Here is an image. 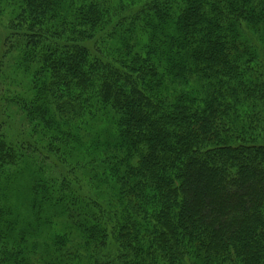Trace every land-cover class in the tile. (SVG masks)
Instances as JSON below:
<instances>
[{"label": "trees", "instance_id": "trees-1", "mask_svg": "<svg viewBox=\"0 0 264 264\" xmlns=\"http://www.w3.org/2000/svg\"><path fill=\"white\" fill-rule=\"evenodd\" d=\"M0 3L36 136L0 131V264H264V0Z\"/></svg>", "mask_w": 264, "mask_h": 264}, {"label": "rangeland", "instance_id": "rangeland-1", "mask_svg": "<svg viewBox=\"0 0 264 264\" xmlns=\"http://www.w3.org/2000/svg\"><path fill=\"white\" fill-rule=\"evenodd\" d=\"M10 19V13L8 14L5 4L0 3V57L3 53L4 41L8 34V21ZM15 44L9 51L8 54L2 56L1 59V70H0V90H6L7 99L12 98L14 95L19 94L21 91V85L26 82L25 77L21 76V67L17 64L20 59V49L19 43ZM0 106V131L5 133L9 139L24 141H35L36 136L31 137V126L22 113L14 110L13 107ZM29 136V137H28ZM29 176L27 171L22 168H16L10 172L7 176L0 178V187L2 184V191L4 192V202L13 211L15 216L19 219L22 225H27V223L34 222V213L30 209V196L28 195L29 188ZM43 226V228H41ZM41 232L38 235L40 240H45L48 237L51 238L52 235H56L62 231V225L57 223L54 227H48L45 225H40ZM45 227V228H44ZM40 231V229H39ZM42 242V241H41Z\"/></svg>", "mask_w": 264, "mask_h": 264}]
</instances>
